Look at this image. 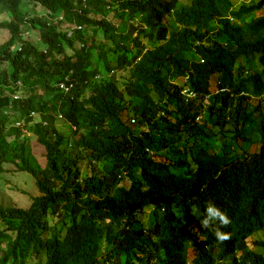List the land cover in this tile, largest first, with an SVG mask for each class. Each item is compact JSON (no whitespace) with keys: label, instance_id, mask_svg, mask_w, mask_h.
<instances>
[{"label":"trees","instance_id":"trees-1","mask_svg":"<svg viewBox=\"0 0 264 264\" xmlns=\"http://www.w3.org/2000/svg\"><path fill=\"white\" fill-rule=\"evenodd\" d=\"M32 1H39L48 8L60 7L68 13L72 8V0ZM168 6L157 0H144L131 9L144 10V20L153 29L162 17L163 11L158 7L167 11ZM260 10L264 11V0L238 6L235 0H193L177 14V20L187 27L173 30L170 39L147 52L133 72L127 71V67L135 53L127 48L119 54V46L111 48L107 41H115L116 34L103 21L95 22L104 33L100 37L90 26L89 38L80 31L68 36L53 26L47 27L46 40L59 50L74 44L81 48L76 51L77 59L72 64L68 60L57 62L35 55L34 66L27 57L9 49L13 38L7 50L6 46H1L0 76L5 63L10 77L13 68L17 75L24 76L27 84L34 79L50 88L49 82L56 70L73 66L77 84L82 87L60 98L45 90L48 99L35 102L29 98L31 95L14 100L0 90V123L5 125L9 121L5 116L7 112L17 111L19 117H26L31 110L58 102V107L65 115L69 112L68 119L77 125L85 120L91 125L101 124L105 119L114 121L115 125L99 131L97 138L82 137L78 141V145L88 149L94 157L103 158L101 167L94 170L91 179L89 176L85 179L80 190L78 185H72L79 176V169L69 171L64 178L58 173L53 145L45 150L46 177L35 163L26 161L29 148L21 146L23 168L35 176L39 194L32 196L25 209L0 206V221L6 223V229H0V246L3 247L0 264H25L23 258L29 254L24 247L29 238L37 236V229L46 226L40 217L49 212L60 216L68 227L62 236L54 233L56 238L37 241L39 247L33 244L36 257L45 255L43 264H147L144 258L152 257H161L158 261L162 264H185L186 243L195 239L190 223L209 202L217 204L228 218L229 223L219 227L228 238L217 241L211 231L201 227L199 233L208 247L197 243L199 252L192 264H221V260L235 253L238 261L234 257L222 264H264L259 254L264 253V239H252L253 235L264 231V13H259ZM0 11L9 16L0 22V28L9 33L16 32L27 22L20 0H0ZM227 14L232 15L235 22L225 18ZM213 28L212 35H207ZM165 30H160L161 37ZM204 34L207 44L196 47L193 53L190 50L193 40ZM132 42L138 46L140 40L136 37ZM28 54L29 50L26 56ZM242 56L253 60L260 69L246 74L245 67L238 66L233 79L231 70ZM89 57L99 64L105 73L103 77L91 78V71L85 70ZM190 57L195 72L190 82L193 88L196 86L202 93H208L210 79L220 74L218 85L230 90L210 99L202 123L194 121L198 107L194 111L192 104L180 103L173 89L176 85L167 81L168 75L188 68ZM200 59L204 62H199ZM153 66L158 68L153 69ZM111 68L127 72L123 90L113 77L106 76ZM8 82L5 81V85L8 86ZM150 86L153 88L148 89ZM83 95L87 96L90 107L73 101ZM161 112L162 115L155 118ZM132 116L137 118L138 126L153 127L158 134L151 135L158 137L136 136L137 127L129 124ZM180 127L187 128L189 138H194L193 157L185 163L164 165L145 156V142L155 148H165L163 145L168 139L164 132L177 133ZM53 130L43 126L33 129L40 143ZM18 133L15 128L1 129L0 164L18 150L14 140H6L7 136L17 139ZM198 139L202 140L201 146L196 144ZM179 140L185 141L183 135H179ZM137 167L141 168L147 182L145 188L128 191L122 187L113 194L110 189L116 187L121 169L133 183ZM148 207L155 217L151 226L141 221L116 225L120 217L133 218ZM250 246L255 247L256 252Z\"/></svg>","mask_w":264,"mask_h":264},{"label":"clouds","instance_id":"clouds-1","mask_svg":"<svg viewBox=\"0 0 264 264\" xmlns=\"http://www.w3.org/2000/svg\"><path fill=\"white\" fill-rule=\"evenodd\" d=\"M143 1L144 0H72L71 12L68 13L60 7L56 9L48 8L39 1L33 2L32 0H20V9L23 13L27 14V22H23L19 29H17L14 33H9L6 29L0 28V32H4L5 34V36L0 39V47L6 46L7 50L10 40L13 38L14 43L9 46V49L13 51V53H21L27 57V59H29L34 66L35 55H41L47 60H55L57 62H64L65 60H68L72 64L77 59L76 51L81 48L74 44V46L70 45L64 50H59L55 44H51L46 40L45 34L47 33V27L53 26L56 30L60 29L64 31L68 36H71L75 31H80L89 38L90 26L94 27L98 31L97 36L100 37L101 34L104 35V33L100 24L95 22L103 21L109 24L116 34L115 41H107L109 46L115 49L118 48L116 46H119L121 49L119 54L127 48H130L135 53L131 65L127 67V71L131 70L133 72L147 52L156 50L170 39L173 30L180 31L181 29L187 27V25L180 23L177 20V14L183 9L189 7L193 0H157L158 3L169 4V6L167 11L158 7L160 11H163L162 17L159 22L160 24L155 26L153 29H151L149 24L144 20L146 14L144 10L131 9L134 5L140 4ZM237 4L238 2H236V6H238ZM0 15H5V18L1 19L0 22L9 19L8 14L5 12L0 11ZM32 18L34 19L30 20ZM225 18L231 22H235V19L230 14H227ZM162 28H165L166 30L161 37L160 30ZM214 30L215 28H213L207 35H212ZM207 35L204 34L202 37H198L193 40L190 49L193 53H195L194 50L196 47L207 44L205 39ZM136 37L140 40L138 46L134 45L132 42V40ZM218 40L223 41L221 38H218ZM27 50L30 51V54L26 56ZM199 62H204V59H200ZM192 63L193 62L190 57L187 61L188 68H184L176 74L168 75L167 81L168 84H172L173 86L176 85L173 89L180 103L192 104V109L194 111L195 107H198L194 121L202 123L206 114L205 108L210 102V99L214 96L230 92V90L228 87H220L218 85V78L221 76L220 74L210 79L208 93H202L196 86L193 88L190 84L195 76ZM238 66L245 67L246 74L254 69H260L259 66L254 65L253 60H249L246 56H242L237 60L236 65L231 70V76L233 79L236 77ZM6 68V64L4 63L1 68L3 72L0 76V90H3L6 94L11 95L14 100L23 99L27 97V95H31L29 98L34 102L39 100L46 101L48 97L44 92L45 90L50 91L53 95H57L60 98L63 94L70 93L74 88L82 87L77 84L76 71L73 66H69L67 68L65 67L62 70H56L54 78L49 82L50 88H46L45 85L35 82L34 79H30L31 83L27 84L24 80V76L22 74L17 75L13 68L10 77L9 71ZM157 68L158 67L153 66V69ZM85 70L87 72L91 71V78L93 77L94 79H99L105 74L102 70H100L99 64H96L94 59L91 57H89V63ZM126 75V71L118 70L116 68H111L106 73V76L114 78L120 90H123ZM7 80L10 81L8 82V86L5 85V81ZM212 84H214V86H212ZM151 88L153 87H148V89ZM86 92L87 89L84 93ZM88 95L89 97L91 96L89 92ZM86 99L87 96L83 95L73 101H81L84 106L90 107V104L86 102ZM12 107H14V105H12ZM68 113L65 115L63 109L58 107V102L53 105L48 103L47 106L40 110H31L29 115L26 117H19V113L17 111L7 112L5 116L9 119V121L6 122L5 125L0 123V131L4 127L6 129L15 128L19 131V137L17 139L9 136L6 137V140L9 142L14 140L13 143L18 150L13 152L10 159L0 164V174L7 170V164H13L18 172L25 171L29 173L35 181V176L23 168L25 166V161L21 158V146L26 145L29 148V154L26 161L31 164L35 163L38 169L43 170V177H46L45 150L48 151V148L53 145L58 173L62 176V178H64L69 171L79 169V176L72 181V185H78V190L82 189L85 179L88 176L89 179H91L94 174V170L101 167L103 164V158L100 156L94 157L88 149L79 146L78 141L82 137L97 138V133L99 131L114 126L115 122L105 119L101 124L91 125L89 120H85L77 125L68 119ZM160 115H162V112L157 114L155 118ZM129 121L130 125L137 127L138 131L136 136L144 138V135L148 134L153 138L158 137V135H151L152 133L158 134V132L153 130V127H149L147 124L138 126L136 117H130ZM36 126L51 127L54 130L47 134L44 141L40 143L33 131ZM91 132H93V134H91ZM164 135L165 138L168 139V141L163 145L166 146L165 148H155L153 145L145 142L144 151L146 157L164 165L171 162L185 163L190 157H193V153L196 152L194 138H189L191 134L187 133V128L180 127L177 133L164 132ZM179 135H183V139H185V141L179 140ZM31 136L34 137L38 148H40L39 155L43 158V166L32 152L30 145ZM201 143L202 140L200 139L196 141V144L200 146ZM135 172L136 181L139 180V183H136V181L133 183L130 182L125 177V172L122 168L121 172L117 176V180H120L118 183L116 180V187L114 188L113 186L110 189L111 192L114 194V191H119L122 187L128 189V191L132 188H145L147 182L143 178L141 168L137 167ZM3 175H6V173ZM203 187L204 186H202L200 190H202ZM35 188L38 190L36 184ZM27 193H24L23 196L30 200L31 195L29 197ZM0 201V206L3 208L16 207L25 209L31 203L30 200L26 207H19L14 204L3 206L5 203L1 199ZM146 213L149 217H151L150 220L141 219ZM40 220L45 222L46 226L44 228L37 229V236L28 239V244L26 246L31 244V249L27 250L26 246L24 247V251L29 254V256H25L23 258L25 264H43L45 255L42 253L40 256L36 257L33 254V244H36V247H39L37 245V241L46 242L52 238H56L53 235L54 233L62 236L68 227V223L64 222L60 216L50 212L47 215L40 217ZM154 220L155 217L152 214V208L148 207L143 211H139L133 218L126 219L124 217H120L116 225H120V223L126 225V223L141 221L149 227L154 223ZM101 221H104V219ZM228 223V218L218 209L217 204L212 202L206 203L199 211V214H196L190 223L192 231L195 234V239L189 240L186 243L185 264H192L194 257L198 254V242L201 246L203 245L205 248L208 247V244L205 243L204 236L199 233L201 227L211 231L217 241H222L226 240L228 237L226 234L219 231V227L227 225ZM0 229H6L5 221H0ZM45 232L46 234L43 236ZM9 233L12 237L15 236L14 233ZM250 247L252 248V246ZM2 249L3 247L0 246V255L2 253ZM253 251L256 252L254 249ZM260 255L264 259V255ZM234 257L238 261V254L235 253L234 255H228L225 259L221 260L220 263L229 262L234 259ZM19 259L21 258L19 257ZM28 259L30 261H27ZM144 260L147 264L163 263L162 261H158L161 260V257L158 259L157 257H152L150 259L144 258ZM38 261H40V263H38ZM6 264H11V262H7Z\"/></svg>","mask_w":264,"mask_h":264},{"label":"rangeland","instance_id":"rangeland-1","mask_svg":"<svg viewBox=\"0 0 264 264\" xmlns=\"http://www.w3.org/2000/svg\"><path fill=\"white\" fill-rule=\"evenodd\" d=\"M235 1L238 2L237 5H239L241 3L252 2L253 0H235ZM259 13H264V11L260 10ZM4 18L5 15H0V20ZM4 36H5L4 32H0V39L3 38ZM212 86H214V84H212ZM30 145L32 148V152L43 166L44 165L43 158L39 155L40 148H38L37 143L35 142L33 136H31L30 139ZM6 166L8 167L7 170L4 172L6 173V175H3L4 173L0 174V199L5 203L3 206H6L8 204H14L19 207H26L29 204L31 197L34 196L35 194H39V191L36 190L35 188L34 178L25 171L18 172V170L15 168L13 164H7ZM24 193H27L29 197L31 195L30 200L25 196H23ZM150 218L151 217H149V215L146 213L145 216H143L141 219L150 220ZM45 234L46 232L43 234V236H45ZM252 239H258V240L264 239V231L260 233H256L255 235L252 236ZM26 249L30 250L31 244L26 246ZM259 254L264 255V253H259ZM27 261L30 260L28 259Z\"/></svg>","mask_w":264,"mask_h":264}]
</instances>
